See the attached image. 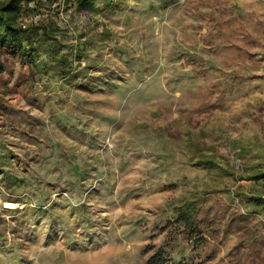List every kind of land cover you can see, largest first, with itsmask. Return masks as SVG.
I'll use <instances>...</instances> for the list:
<instances>
[{
  "label": "rangeland",
  "instance_id": "rangeland-1",
  "mask_svg": "<svg viewBox=\"0 0 264 264\" xmlns=\"http://www.w3.org/2000/svg\"><path fill=\"white\" fill-rule=\"evenodd\" d=\"M60 18L91 39L94 67L76 82L38 76V100H21L41 143L7 139L33 156L30 174L0 159L23 180L9 191L0 176V264H147L163 209L202 189L218 232L193 264H247L254 246L231 260V217L251 183L193 164L213 154L240 172L264 151V0H115ZM250 221L264 237V218Z\"/></svg>",
  "mask_w": 264,
  "mask_h": 264
},
{
  "label": "trees",
  "instance_id": "trees-1",
  "mask_svg": "<svg viewBox=\"0 0 264 264\" xmlns=\"http://www.w3.org/2000/svg\"><path fill=\"white\" fill-rule=\"evenodd\" d=\"M114 3L115 0H0V159L13 158L23 173H31L34 158L29 150L21 145L26 153L17 154L16 144L7 139L14 137L12 133H17L27 142L41 143L35 126L41 128L43 124L24 110L25 104L21 102L24 99L32 105L38 100L36 77L53 73L60 80L76 82L78 77L86 78L93 71L94 66L85 55L91 39H82V35L75 34L72 22L61 20V13H68L71 17L99 14L103 8H112ZM30 13H35L38 18H24ZM80 68L82 70L75 76ZM77 85L80 87L81 84ZM18 93L21 94L20 103H12L11 99ZM239 150L248 154L252 149L243 147ZM261 153L259 160L244 161L240 172L233 167L222 166L213 154H201L193 164L203 170L219 171L224 176L235 177L237 181L251 183L249 192L243 189L235 192L249 208L246 213L231 217L235 219L238 231L235 244L230 248L233 263H242L241 257L245 255L242 250L254 246L247 253L250 254L246 258L247 264H264V237L256 238L254 233L251 234L250 221L255 216L264 218V151ZM2 166L4 163L0 162ZM78 175L80 173L75 170L74 178ZM0 176L9 191L23 181L4 167L0 168ZM209 193L215 192L203 189L188 192L173 206L163 209L165 220L156 229L161 237L158 238L156 233L146 248L147 264H193L191 255L194 252L198 253L211 242H216L210 236L218 232L214 227L218 218L217 214L212 217L213 208L206 206ZM4 205L0 200V211ZM227 232L225 227L222 234L227 236ZM187 252L191 254L187 255ZM233 255L236 259L232 258Z\"/></svg>",
  "mask_w": 264,
  "mask_h": 264
}]
</instances>
